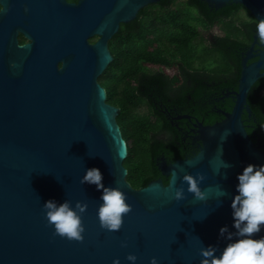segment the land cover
I'll list each match as a JSON object with an SVG mask.
<instances>
[{
    "label": "water",
    "instance_id": "water-1",
    "mask_svg": "<svg viewBox=\"0 0 264 264\" xmlns=\"http://www.w3.org/2000/svg\"><path fill=\"white\" fill-rule=\"evenodd\" d=\"M160 1L0 0L5 8L0 13V264H112L116 258L130 264L128 254L137 257L135 264H149L152 257L158 264H199L201 247L219 251L228 242L227 233L218 232L225 225L233 231L229 205L236 175L248 163L264 164V149L253 142L243 119L252 115L251 89L264 77V41L255 35L242 59L238 90L226 94L234 100L232 110L213 125L199 126L200 151L159 165L168 179L176 172L172 186L165 190L156 179L136 189L124 166L128 147L119 108L107 102L100 77L113 61L109 42L121 24ZM203 1L216 9L242 4L257 21L264 19V0ZM19 32L30 43L20 45ZM94 36L99 39L91 44ZM224 161L231 167L225 169ZM92 167L106 186L124 192L132 207L118 232L101 229L100 192L80 183ZM185 173L205 177L199 185L205 201L187 191L181 201L171 198L176 187L186 190L180 182ZM217 184L229 194L222 203ZM49 199L87 203L82 242L53 234L42 211ZM261 236L264 226L254 234Z\"/></svg>",
    "mask_w": 264,
    "mask_h": 264
},
{
    "label": "trees",
    "instance_id": "trees-1",
    "mask_svg": "<svg viewBox=\"0 0 264 264\" xmlns=\"http://www.w3.org/2000/svg\"><path fill=\"white\" fill-rule=\"evenodd\" d=\"M178 2L148 5L135 20L121 24L109 42L113 61L100 77L107 102L119 108L117 121L128 147L124 166L136 189L156 179L167 185L157 157L173 159L180 151L181 138L161 110L196 111L207 124L221 120L217 111L232 110L234 100L226 94L238 90L244 53L257 35L258 21L242 4L216 9L203 0ZM214 27L223 34H203ZM247 101L252 117L247 121L244 114L251 126L246 128L264 146V77Z\"/></svg>",
    "mask_w": 264,
    "mask_h": 264
},
{
    "label": "clouds",
    "instance_id": "clouds-1",
    "mask_svg": "<svg viewBox=\"0 0 264 264\" xmlns=\"http://www.w3.org/2000/svg\"><path fill=\"white\" fill-rule=\"evenodd\" d=\"M4 12V6L0 4V13ZM256 28L258 37L264 41V19L258 20ZM10 67L15 68L17 65L12 63ZM187 162L191 163V160ZM223 167L230 168L231 164L224 161ZM214 172L218 174L219 169H214ZM168 175L169 180L167 186L164 187L165 190L172 186L177 176L175 171H170ZM204 179L205 177L200 173L195 176L185 173L180 177V182L181 185H187L186 190L183 186L176 187L171 198L181 201L185 198V191H187L194 199L205 201L207 193L199 186ZM80 183L94 185L100 192L96 217L101 229L118 232L123 225V217L132 210L131 205L126 202V194L118 187L106 186L103 183L102 173L95 167L85 169ZM214 190L220 203H222L221 197L229 195L219 184ZM229 206L233 231L230 232L228 226L225 225L220 227L218 232L219 236H225L227 233L228 242L219 251L213 245L201 247L199 264H264V236L254 237V234L260 233L264 226V164L248 163L236 175L234 193L231 195ZM87 207V203L82 201H77L73 206L68 200L57 202L49 199L43 203L42 211L54 235L69 241L82 242L85 231L82 215ZM125 259L130 264H135L137 257L134 254H128ZM112 264H120V260L113 259ZM149 264H158V261L152 257Z\"/></svg>",
    "mask_w": 264,
    "mask_h": 264
},
{
    "label": "flooded vegetation",
    "instance_id": "flooded-vegetation-1",
    "mask_svg": "<svg viewBox=\"0 0 264 264\" xmlns=\"http://www.w3.org/2000/svg\"><path fill=\"white\" fill-rule=\"evenodd\" d=\"M81 1L82 0H67V2L69 4H74V5H78ZM137 17H138V15H137ZM98 39H99V37L94 36V37L89 38V42L91 44H94ZM18 41H19L20 45H25L27 43H30V40L28 38H26L25 35L22 34L21 32L18 33ZM255 48L259 49L258 46H256ZM249 49H250V47H249ZM248 50L244 54H246L248 52ZM166 72H172V70L170 68H167ZM191 98L192 97L189 96V99H191ZM160 106L163 107L162 104ZM161 111L168 118L169 123L174 128V131L177 134V136L178 137L180 136L181 147H180V151L178 152V156L173 155V157H174L173 159H168L165 156V154H162L159 157H157L156 162H157L158 167H159V165H161V163L163 161L166 162L168 165H170V164L176 162L177 160H183V159L194 157L200 151V146H202V141L199 139V137H200V132H199L200 127L199 126L201 124L203 126L213 125L216 122L221 121L223 119L222 118L221 120H218L214 123L207 124L205 122V117L202 115L203 117H202V119H200L201 117H199V115L195 114L196 111H193V114H190V113H185L184 110L181 108H175L172 111H169V109L167 107H165ZM217 112L222 114V112H226V111L219 110ZM247 115H248L247 121H250L252 115L249 116L248 113H247ZM243 119H244V115H243ZM245 121L246 120L244 119V122ZM245 125H246V123H245ZM246 127H251V126L246 125ZM253 133H254L253 135H251L249 133L253 142L262 145L260 139H257V141H254V138H256L257 135L255 134V131ZM164 136H166V135H164ZM262 147L264 149L263 145H262Z\"/></svg>",
    "mask_w": 264,
    "mask_h": 264
},
{
    "label": "rangeland",
    "instance_id": "rangeland-1",
    "mask_svg": "<svg viewBox=\"0 0 264 264\" xmlns=\"http://www.w3.org/2000/svg\"><path fill=\"white\" fill-rule=\"evenodd\" d=\"M184 2H185V0H179L178 5L184 6ZM203 34L206 37H211L212 35H222L223 33L218 27H214L212 30H210L208 32H203Z\"/></svg>",
    "mask_w": 264,
    "mask_h": 264
}]
</instances>
